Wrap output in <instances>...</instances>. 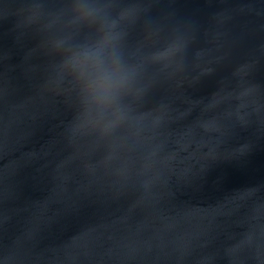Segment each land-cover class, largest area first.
<instances>
[{
  "label": "water",
  "instance_id": "1",
  "mask_svg": "<svg viewBox=\"0 0 264 264\" xmlns=\"http://www.w3.org/2000/svg\"><path fill=\"white\" fill-rule=\"evenodd\" d=\"M0 264H264V0H0Z\"/></svg>",
  "mask_w": 264,
  "mask_h": 264
}]
</instances>
